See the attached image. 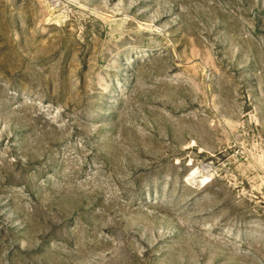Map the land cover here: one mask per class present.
<instances>
[{"label":"rangeland","instance_id":"obj_1","mask_svg":"<svg viewBox=\"0 0 264 264\" xmlns=\"http://www.w3.org/2000/svg\"><path fill=\"white\" fill-rule=\"evenodd\" d=\"M0 264H264V0H0Z\"/></svg>","mask_w":264,"mask_h":264}]
</instances>
